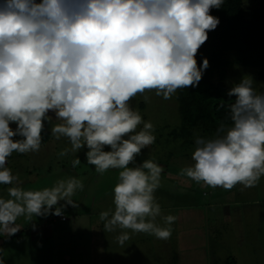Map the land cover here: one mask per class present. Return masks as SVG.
Segmentation results:
<instances>
[{
    "label": "clouds",
    "instance_id": "1",
    "mask_svg": "<svg viewBox=\"0 0 264 264\" xmlns=\"http://www.w3.org/2000/svg\"><path fill=\"white\" fill-rule=\"evenodd\" d=\"M224 3L0 0V185L8 186L7 198L0 196V237L19 232L21 217H64L68 206L78 207L72 198L84 190L82 179L27 189L7 167L14 152L41 150L46 123L73 153L87 149L86 162L99 175L119 170L114 209L100 213L104 232L119 230L121 245L131 233L171 237L174 215L164 217L165 227L155 223L162 210L154 193L164 169L152 159L137 162L155 143V127L130 101L141 95L147 102L149 91L168 100L198 86L209 61L198 66L196 56L220 23L211 9ZM255 83L245 74L228 90L230 126L195 138L194 163L181 170L191 181L231 190L264 178V92ZM80 163L76 155L72 166Z\"/></svg>",
    "mask_w": 264,
    "mask_h": 264
},
{
    "label": "rangeland",
    "instance_id": "2",
    "mask_svg": "<svg viewBox=\"0 0 264 264\" xmlns=\"http://www.w3.org/2000/svg\"><path fill=\"white\" fill-rule=\"evenodd\" d=\"M261 1L243 0L242 14L246 20L258 9ZM239 60L235 52L225 54L223 70L226 86L230 89L243 75L250 74L257 82L254 84L257 92H264V80L258 76L264 71V59L254 54L253 57L247 56L245 65ZM212 81H217V74ZM144 95L148 97L147 102L138 95L130 103L145 120L153 123L156 141L142 150L137 162L152 159L164 169L161 185L154 193L162 210L155 223L165 227V216L171 214L177 218L169 239L160 240L147 233H131L121 245L117 241L119 230L104 232L100 213L114 209L113 188L118 182L119 170L99 175L94 166L86 162L87 149L73 153L66 139L57 140L50 133L47 123L45 132L51 139L41 147L40 153L37 152L35 157L40 161L33 157L34 153H27L16 160L18 163L15 160L11 162L14 166L11 170L27 189L50 187L56 180L71 176L82 179L84 190L78 191L72 198L78 207L66 208V217L72 220L70 223L74 224V228L65 234V264H264V178L256 187L242 188L237 185L231 190L213 189L191 181L181 170L194 163L195 138L202 136L201 132L193 130V135L185 140L171 136L180 129L182 122L177 92L168 100L156 96L154 91ZM49 115L55 120L53 113ZM66 148L69 149L68 154L61 155ZM76 155L81 163L73 167ZM50 217V227L39 224L38 229L48 234L38 236L42 240L52 234L51 230L58 228L59 224L55 223L51 229V222L59 220V216L49 215L47 218ZM21 218L29 221L28 218ZM38 218L40 221L43 217ZM31 237L38 241L34 234ZM29 238H26L27 242ZM51 240L53 235L44 246L49 248ZM40 248L37 246L34 250ZM38 259L43 263L41 258Z\"/></svg>",
    "mask_w": 264,
    "mask_h": 264
},
{
    "label": "trees",
    "instance_id": "3",
    "mask_svg": "<svg viewBox=\"0 0 264 264\" xmlns=\"http://www.w3.org/2000/svg\"><path fill=\"white\" fill-rule=\"evenodd\" d=\"M242 5L243 0H225L221 8L211 9L210 14L218 17L220 23L209 32L208 40L196 56L198 66L207 58L209 67L198 86L177 91L182 122L180 129L171 134L173 138L185 140L193 135V130H199L202 136L207 137L221 123L230 126V105L234 99L227 96L229 88L225 84L223 70L225 54L235 52L242 65L247 63L249 55L259 54L264 59V0L249 20L242 14ZM214 74H217L216 82L212 81ZM258 76L264 80V71ZM49 139L45 132L42 144Z\"/></svg>",
    "mask_w": 264,
    "mask_h": 264
},
{
    "label": "crops",
    "instance_id": "4",
    "mask_svg": "<svg viewBox=\"0 0 264 264\" xmlns=\"http://www.w3.org/2000/svg\"><path fill=\"white\" fill-rule=\"evenodd\" d=\"M11 127L15 128V124L11 125ZM48 141L45 144H42V147L45 146ZM37 154L38 153L35 152L33 154V157L37 160V162H39V158L35 157L37 156ZM25 155L27 154H19L14 152L7 161V167L13 169L14 166H11L13 165V163L11 162H13V160L17 162V159L19 160L21 157H25ZM7 187L8 186L6 185H0V196H4L5 198H7ZM50 219L51 217L47 219L43 217L39 221L38 217H33L32 223V221L29 222L27 220H24L23 218H20L18 223H20L23 228L19 232H17L10 238L0 237V258L4 260L5 264H39V262L40 264H65V234L67 235L74 228V224L70 223L72 220L68 217L66 222H61L60 220L53 219V221L51 222V229L52 225H54L55 223L59 225H57L58 228H56V231H52L50 229L51 232H49L52 234L47 237V231L38 228L39 224L50 227ZM42 233H46L47 235L43 240L40 237L38 238V236H40ZM32 234H34L35 238H38V241L32 240ZM54 234H56V237H54ZM52 235L53 240H51L52 242L49 250V248H47V245H44L47 244L48 240L52 239ZM28 236H30L29 242L26 241V238H28ZM37 246L42 247L40 248L41 250L39 249L35 251L34 249ZM36 254L39 255V257H37ZM56 257H58V261ZM38 258H41L43 263Z\"/></svg>",
    "mask_w": 264,
    "mask_h": 264
},
{
    "label": "built area",
    "instance_id": "5",
    "mask_svg": "<svg viewBox=\"0 0 264 264\" xmlns=\"http://www.w3.org/2000/svg\"><path fill=\"white\" fill-rule=\"evenodd\" d=\"M58 219H59L61 222H66V221H67V217H66V215H65L64 217L59 216Z\"/></svg>",
    "mask_w": 264,
    "mask_h": 264
}]
</instances>
